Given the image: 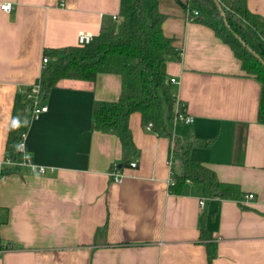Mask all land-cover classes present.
I'll return each instance as SVG.
<instances>
[{"label": "crops", "instance_id": "0c3cea01", "mask_svg": "<svg viewBox=\"0 0 264 264\" xmlns=\"http://www.w3.org/2000/svg\"><path fill=\"white\" fill-rule=\"evenodd\" d=\"M64 1L0 0V161L23 116L26 152L37 166L0 180V264H264L259 79L242 70L212 28L189 19L176 0H159L163 31L182 51L167 63L169 80H178L171 89L193 122H182L181 134L173 117L166 132L147 129L141 113H131L138 165L121 167L116 181L109 171L124 158L122 143L92 128V112L96 100L119 98L121 75L61 79L42 99L46 111L34 117L26 108L47 48L77 45L80 31L98 34L119 16L120 0ZM4 2L13 4L10 11ZM247 4L264 18V0ZM175 137L193 141L191 156L212 166L219 180L239 184L240 198L206 196L194 181L170 191ZM249 193L255 196L247 199ZM204 223L212 232L211 256Z\"/></svg>", "mask_w": 264, "mask_h": 264}, {"label": "trees", "instance_id": "16d2710c", "mask_svg": "<svg viewBox=\"0 0 264 264\" xmlns=\"http://www.w3.org/2000/svg\"><path fill=\"white\" fill-rule=\"evenodd\" d=\"M176 1L189 12L197 10L199 14L195 19L212 28L230 45L247 75L259 79L258 119L264 122V18L249 8L247 0ZM160 3L159 0H120L119 16L104 24L90 43L45 50L48 61L38 82L42 97L64 78L94 81L102 72L121 75L119 98L96 100L92 112L93 129L112 132L120 138L124 153L120 168L130 164L139 150L129 126L131 113L139 111L144 124L151 121L153 129L166 132H169L166 121L175 116L177 99L171 89L167 63L180 59L182 51L163 31L165 17ZM26 100V108L31 107V101ZM25 130L21 116L13 123L7 141V154L13 159L19 155L18 146ZM192 144L191 140L174 138L173 153L179 165L172 174L170 191L180 193L185 183L194 181L202 184L206 196L240 198L243 191L239 184L219 180L212 166L191 156ZM201 237L208 240L211 256L212 232L206 223Z\"/></svg>", "mask_w": 264, "mask_h": 264}, {"label": "built area", "instance_id": "2783aa9c", "mask_svg": "<svg viewBox=\"0 0 264 264\" xmlns=\"http://www.w3.org/2000/svg\"><path fill=\"white\" fill-rule=\"evenodd\" d=\"M59 4L64 5L65 1L60 0ZM12 6L13 4L11 2H4L1 4V8L6 11H10ZM197 14H199V12L197 10H193L192 13L191 12L188 13V18L194 19V17H196ZM94 35L95 34L89 31H83V30L80 31L78 34L79 44L90 43L91 40L94 38ZM43 57H44L43 64H45L48 61V56L44 54ZM170 82L177 83L178 80L177 78L172 77L170 78ZM25 96L27 99L31 101L30 104H31L32 114L34 117L38 116L41 112H44L47 110L48 106L45 105V103L43 104V101H42L43 97L40 92L39 83L32 85L31 88L28 91H26ZM175 106H176L175 116H174L175 122L176 121L185 122V123L193 122V116L186 112L185 108L181 106V103L178 100H176ZM145 127L147 129H152L153 123L150 121L145 124ZM26 132L27 130L22 132V138L18 146V154H19L18 157L13 159L12 156L7 154L6 157L0 161V180H2L6 175H8V172L14 170L15 168L27 166V167H30L31 169H34L37 167L32 157L26 152V148H25L26 147L25 145ZM129 163L130 164L128 165L130 167H136L138 165V161L136 159L130 161ZM170 165L172 167L171 174H173V172L175 171L177 167L176 157L174 153H173L172 159L170 160ZM37 170L43 173V171H45V167L39 166ZM109 174L114 180L116 179V181H121L123 179V173L121 171V168L118 166V164H114L111 167ZM172 182H173V177H172ZM254 196H255L254 193H249V195L247 194L245 197H247V199H250V198H253ZM0 210H1V206H0ZM0 224H1V219H0ZM2 247H3V243H2V238L0 235V252L2 250Z\"/></svg>", "mask_w": 264, "mask_h": 264}, {"label": "rangeland", "instance_id": "374dc122", "mask_svg": "<svg viewBox=\"0 0 264 264\" xmlns=\"http://www.w3.org/2000/svg\"><path fill=\"white\" fill-rule=\"evenodd\" d=\"M170 123H172L171 125L174 124L173 122H170ZM176 124H177L176 125V129L178 128L177 132L180 133V131H182L181 134H183L184 132H183V130H181V128L185 127L186 125L184 123H182V122H179V123L176 122ZM172 127H173V131L176 132V129H175L174 125Z\"/></svg>", "mask_w": 264, "mask_h": 264}, {"label": "water", "instance_id": "95a60500", "mask_svg": "<svg viewBox=\"0 0 264 264\" xmlns=\"http://www.w3.org/2000/svg\"><path fill=\"white\" fill-rule=\"evenodd\" d=\"M219 4V3H218ZM223 13V12H222ZM253 50V49H252ZM262 60V59H261Z\"/></svg>", "mask_w": 264, "mask_h": 264}]
</instances>
